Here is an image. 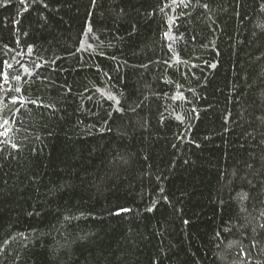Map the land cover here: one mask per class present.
Segmentation results:
<instances>
[{
	"label": "trees",
	"instance_id": "trees-1",
	"mask_svg": "<svg viewBox=\"0 0 264 264\" xmlns=\"http://www.w3.org/2000/svg\"><path fill=\"white\" fill-rule=\"evenodd\" d=\"M4 119L0 264H264V0H0Z\"/></svg>",
	"mask_w": 264,
	"mask_h": 264
},
{
	"label": "snow or ice",
	"instance_id": "snow-or-ice-1",
	"mask_svg": "<svg viewBox=\"0 0 264 264\" xmlns=\"http://www.w3.org/2000/svg\"><path fill=\"white\" fill-rule=\"evenodd\" d=\"M23 2H24V0H21V3H23ZM179 2H180V3H183V0H179ZM173 3H176V0H173ZM93 4H95V0H93ZM185 6H186V5H185ZM89 30H91V29H89ZM29 51H31V49H29ZM212 67H215V65H212ZM2 75H3V77H4V80L7 81V74L4 73V74H2ZM15 79L19 80L20 77L17 76V77H15ZM16 90H17V91H20V89H16ZM109 98H110V99H113V100H116L115 97H109ZM13 102L15 103L16 101L13 100ZM21 102H22V101H21ZM31 102H32V103H36L35 101H31ZM116 103L119 104V101L116 100ZM118 111H119V109H118ZM8 123H9L8 119H4L3 122L0 123V128H3V129H4L3 132H0V136H5V137H6V136L8 135V131H9V129L5 127V125H8ZM12 147L15 148L16 145L13 144ZM128 211H130V209H127V208H121V209H119L118 211H116L114 214H115V215H119L121 212H128ZM149 211H151V209H149ZM185 223H187V221H185Z\"/></svg>",
	"mask_w": 264,
	"mask_h": 264
}]
</instances>
